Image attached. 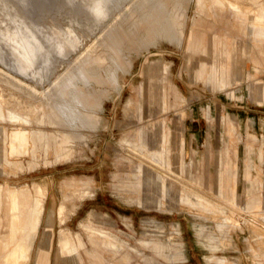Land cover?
I'll use <instances>...</instances> for the list:
<instances>
[{"label": "rangeland", "instance_id": "rangeland-1", "mask_svg": "<svg viewBox=\"0 0 264 264\" xmlns=\"http://www.w3.org/2000/svg\"><path fill=\"white\" fill-rule=\"evenodd\" d=\"M105 1L0 0L1 264L30 244L28 264H91V238L111 245L101 264H264V37L214 45L211 13L235 22L264 0ZM28 31L64 50L21 73L12 46ZM83 61L71 89L90 100L59 116L51 94L65 99L57 81ZM13 128L25 142L10 154Z\"/></svg>", "mask_w": 264, "mask_h": 264}, {"label": "crops", "instance_id": "crops-1", "mask_svg": "<svg viewBox=\"0 0 264 264\" xmlns=\"http://www.w3.org/2000/svg\"><path fill=\"white\" fill-rule=\"evenodd\" d=\"M211 13L214 17V20H215V24H219V29L218 28H215L214 27V24H209L208 22H204L203 20L202 21H198L197 22V25L198 26H202L204 27V23H206L211 29L212 28H215L217 30H215L213 32V37H212V41H213V44H221V45H226V42H228V39H234V36L236 33H239V34H244L245 32L248 33L249 35L252 34L255 38H259V37H264V28L262 27L263 23H264V14L263 12L260 13V11H256L255 15H246V16H240L239 20L235 21V22H230L229 21V18H231V15L230 13L225 10V9H219L218 12L214 11V9L211 10ZM202 23V24H201ZM218 30H220V32H217ZM196 31H198L197 29L194 28V26L190 29L189 31V34L187 35V45H200L201 44V39H202V36L199 34L197 35ZM234 33V35H233ZM225 53H227L226 50H224ZM204 66L205 65H201L200 66V70L201 72H203V69H204ZM202 74V73H201ZM227 77H228V73H227V70H226V66L224 67H216L215 65L211 67V70H210V74L208 75L207 79L211 82H214L217 86L218 89H221V88H226V86H228V83H227ZM88 78H90V76L88 75V72L87 73H81V74H78V76L76 77V75H74L70 81L66 84V86H70V88L65 91V99L67 98L68 96V91L69 90H72V86H74V82L75 81H79V82H82L87 80ZM165 92V91H164ZM77 93V92H76ZM79 94V99L76 100L75 102L71 103L70 107L65 109L63 112H58L59 116H64L68 110L73 107L77 112H79V108L78 106H80L81 108H83V106H86L90 100L89 96L87 94H83V93H77ZM262 95H263V101H264V88H263V92H262ZM80 113V112H79ZM83 125V122L80 123ZM161 145H160V148H159V151H163V153H165V158L166 160L168 161V158H167V148H166V136H162L161 138ZM62 141L64 142L65 141V138L62 139ZM182 169L184 168V166L181 167ZM187 178V177H186ZM191 185V187L194 185H196V182L193 180V178L191 179V176L188 177L187 179ZM164 184H162V187H163ZM219 188L221 190V188H223V184H222V175H220L219 177ZM0 193H1V190H0ZM1 199V198H0ZM252 202V201H251ZM232 204V206H234V202H230ZM1 206H2V203L0 201V210H1ZM91 240V244L93 245L94 247V250L91 251V253H89L88 255L92 256L95 261L94 263H91V264H101V262L99 261V256L97 254V250H98V247L100 248H107V247H111V245L109 244H105V241H101V240H96V239H90ZM76 246V250L78 251L79 248H83V243L82 241H80V243L78 244H75ZM0 258H2L4 255L3 253L0 252ZM166 256V255H165ZM130 258V255L129 254H124L121 259L123 261H128Z\"/></svg>", "mask_w": 264, "mask_h": 264}, {"label": "bare ground", "instance_id": "bare-ground-1", "mask_svg": "<svg viewBox=\"0 0 264 264\" xmlns=\"http://www.w3.org/2000/svg\"><path fill=\"white\" fill-rule=\"evenodd\" d=\"M41 1H44V0H41ZM102 1H105V0H102ZM109 0H107V2H108ZM106 2V1H105ZM104 3V2H103ZM107 4V3H106ZM110 4V1H109V3H108V5ZM104 6V5H103ZM97 7V9H98V11L96 12V15L99 13V11L101 10V6H96ZM107 11V10H106ZM16 26L14 25V28H15ZM12 28H13V26H12ZM12 28H11V30H12ZM17 28V27H16ZM10 30V29H9ZM8 35V33H5V34H3V36H2V38L4 39V38H6V36ZM25 35H28V37H25ZM24 36V37H23ZM23 36L21 37V38H17L16 39V41L13 43V46H12V50H13V53H12V55H13V62H14V67L19 71V72H21V73H24V72H26L27 70H31V69H33L34 68V66L36 65V63H38V62H40L41 63V65H48V63L51 61L50 60V58H51V54L52 53H55V55H60V54H63V51L62 50H64V43L65 42H62V41H60V42H58V43H54V45H52V47H50V48H52V49H48V50H46L47 49V47L44 49V48H42L41 50L40 49H38V41H39V44H41V42H40V38H38L33 32H31V31H28V32H25L24 34H23ZM6 40V39H5ZM7 41V40H6ZM45 44V43H44ZM52 44V43H51ZM1 46H3V43L1 44ZM7 46V45H6ZM51 46V45H50ZM69 46V45H68ZM71 46V45H70ZM1 48V47H0ZM7 49H8V47H7ZM10 49V48H9ZM67 51V50H66ZM5 52H7L6 50H5ZM8 53V52H7ZM70 53V52H69ZM4 54V53H3ZM3 54H2V56H3ZM54 55V54H53ZM6 56V55H5ZM8 56V55H7ZM3 58H5V59H8V58H6V57H3ZM2 58V59H3ZM0 59H1V57H0ZM11 59V58H10ZM10 59H8L10 62H11V60ZM7 61V60H6ZM9 61L8 62H6V63H8L9 64ZM51 63V62H50ZM0 64H5V63H0ZM7 64V65H8ZM84 64V61H83V63L79 66V67H76L75 68V71H73V72H69V74L64 78V79H62V80H60V82L59 81H57V84H56V86H55V88L54 89H56L57 90V88L59 87V88H62V87H64L69 81H70V79L74 76V75H78V74H81L82 72H81V66ZM6 65V64H5ZM40 66V65H39ZM11 67H12V65H11ZM48 67H50V66H48ZM48 67H47V69H48ZM42 68V67H41ZM40 69V68H39ZM44 69H45V67H44ZM74 70V69H73ZM12 71H14V69L12 70ZM16 71V70H15ZM14 71V72H15ZM17 71V72H18ZM29 72V71H28ZM40 72H41V70H40ZM16 73V72H15ZM31 73V72H30ZM43 73V72H42ZM32 74L33 75H37L38 73L37 72H33L32 71ZM18 75V74H17ZM44 75V74H43ZM31 76V75H30ZM47 76V75H46ZM21 77H26L27 78V76H21ZM39 77V76H38ZM30 78V77H29ZM37 80V79H36ZM41 80V79H40ZM59 80V79H58ZM59 82V83H58ZM40 83V82H39ZM51 88V87H50ZM51 90H53V88L51 89ZM52 92V91H51ZM58 95H59V93H57V92H54L53 91V93L51 94V97H50V99H52V105H54V106H56L57 107V109H58V112L60 113V112H63L65 109H67V108H69L70 107V105H71V103H73V102H75L76 100H78L79 98V94H77L76 92H74L73 90H69L68 91V96H67V98L66 99H61L60 97L58 98ZM49 99V100H50ZM23 132L22 130H20V129H18L17 128V130L16 129H12V132H11V136H10V142H9V144H7V145H9L8 146V149H9V151H10V154H15L16 152H17V150L15 151V152H12L11 150H12V147L14 146V147H16V149H17V145H23L22 143H24L25 141H23L22 140V137L20 136L19 138H17V135L15 134V133H18V132ZM27 140H28V137H27ZM26 140V141H27ZM25 145V144H24ZM155 165V164H154ZM23 195V197H22V200H25L26 198H27V196H25L24 194H22ZM16 198V196H14V198L13 199H15ZM63 240V239H62ZM7 244H8V242L7 243H4L3 241H2V243H1V245H2V247H6L7 246ZM28 244L27 243H25L24 244V246H27ZM31 247H32V245L30 244V245H28V247H27V250H25V252L21 255V256H24V260L21 262V261H19L22 257H20V255L19 256H17V251H21V248L19 247V248H16L15 250H13L12 251V253H10V254H8L7 256H9V257H11L12 258V263L9 261V257H6L5 258V264H28V261H29V253H30V250H31ZM63 247H65L66 248V245H63ZM60 249H62V248H60ZM24 251V250H23ZM21 253V252H20ZM64 255H68L69 256V254H67V252L65 251V253H63ZM63 254H61V255H63ZM13 256H16L17 258H16V260L15 259H13ZM68 261H69V263H67V264H74V260H73V258H70V259H68ZM61 262H63V260L62 261H60L59 262V264L61 263ZM0 264H1V262H0ZM2 264H4V263H2ZM56 264H58V262H56Z\"/></svg>", "mask_w": 264, "mask_h": 264}]
</instances>
